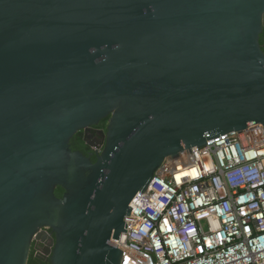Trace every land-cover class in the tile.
I'll list each match as a JSON object with an SVG mask.
<instances>
[{
    "label": "water",
    "instance_id": "1",
    "mask_svg": "<svg viewBox=\"0 0 264 264\" xmlns=\"http://www.w3.org/2000/svg\"><path fill=\"white\" fill-rule=\"evenodd\" d=\"M263 30L264 0H0V264L35 234L49 264H121L167 157L264 124Z\"/></svg>",
    "mask_w": 264,
    "mask_h": 264
},
{
    "label": "built area",
    "instance_id": "2",
    "mask_svg": "<svg viewBox=\"0 0 264 264\" xmlns=\"http://www.w3.org/2000/svg\"><path fill=\"white\" fill-rule=\"evenodd\" d=\"M207 142L167 157L134 196L121 264H264V124Z\"/></svg>",
    "mask_w": 264,
    "mask_h": 264
},
{
    "label": "flooded vegetation",
    "instance_id": "3",
    "mask_svg": "<svg viewBox=\"0 0 264 264\" xmlns=\"http://www.w3.org/2000/svg\"><path fill=\"white\" fill-rule=\"evenodd\" d=\"M108 126H109V121H108L107 124H102V120H101L97 124H94V125L90 126L89 129H88V137H87V139L90 142H92L93 144H96V145L98 144L99 146H101V150L104 149V147L106 145V141H107V137L104 138V136H102V134H101V131L103 130L104 132L107 133ZM80 131H82V143H83L82 148L81 147H78V144H75V142L72 141V139H73L74 136L71 138V141H70L71 148H72L73 152H81L82 154H84L87 157H89L92 160V162H94L93 161V157H96V148L88 145L84 141V137H85V133H86L85 129H82ZM80 131H78V132H80ZM96 160H97V157H96ZM57 187H56V189H57ZM42 228H45V227L43 226ZM42 228H40V229H42ZM48 228H49L50 233L52 234V236H55V233L52 230V228H50V227H48ZM40 246H43L44 247V245L41 242V240H38V239H35L34 240V237H33L32 242H31V246H30V252H29V254H31L33 252L35 253L36 250ZM39 260L41 261V263H44V264H49L50 263L49 260H48V256H46L44 258H41V259L39 258Z\"/></svg>",
    "mask_w": 264,
    "mask_h": 264
},
{
    "label": "trees",
    "instance_id": "4",
    "mask_svg": "<svg viewBox=\"0 0 264 264\" xmlns=\"http://www.w3.org/2000/svg\"><path fill=\"white\" fill-rule=\"evenodd\" d=\"M260 45H261V47H262V49L264 51V30H263V32L260 35ZM109 119H110V116L104 118L102 120V124H107ZM72 141L75 142V144H78V147L82 148V146H83V143H82V131H80L76 135H74ZM93 161L94 162L96 161V157H93ZM55 193H56V195L59 198H62L64 193H65V189L63 187H61V186H58L56 191H55ZM28 264H44V263H41V261L37 257H35V254L33 252L29 256Z\"/></svg>",
    "mask_w": 264,
    "mask_h": 264
}]
</instances>
